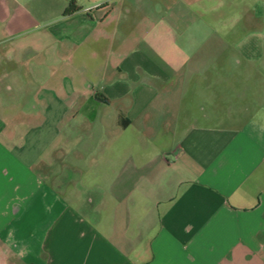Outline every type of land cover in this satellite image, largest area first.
Segmentation results:
<instances>
[{
    "label": "crops",
    "instance_id": "crops-1",
    "mask_svg": "<svg viewBox=\"0 0 264 264\" xmlns=\"http://www.w3.org/2000/svg\"><path fill=\"white\" fill-rule=\"evenodd\" d=\"M213 1L0 0V264H264V32Z\"/></svg>",
    "mask_w": 264,
    "mask_h": 264
},
{
    "label": "rangeland",
    "instance_id": "rangeland-1",
    "mask_svg": "<svg viewBox=\"0 0 264 264\" xmlns=\"http://www.w3.org/2000/svg\"><path fill=\"white\" fill-rule=\"evenodd\" d=\"M216 0L213 1L214 6H216ZM224 7L222 10H220L219 15H222L224 18H230L229 23H224V25L221 24H214L215 30L218 31V34H221L224 36V44L226 46L233 50L235 48L241 47V38L240 37H246L247 40H245L244 48L248 52H257L260 50V40L257 36L258 33L264 32V9H260L259 7L264 6V2L260 3V0H224ZM212 10V9H211ZM212 13L210 16L211 20L216 19L217 13ZM235 15V17H232ZM234 20H237L236 23H234ZM183 30H186V27H183ZM195 35L198 37V47H207L206 43L203 42L205 36L207 35L208 31L205 29L204 25H201L200 23L197 25H193V31ZM220 32V33H219ZM227 35V37H225ZM212 43H210V47H217V42L214 41V39L211 40ZM225 46V45H224ZM243 48V47H242ZM243 58L241 56H236V58ZM203 57L199 56V59H202ZM232 59V58H231ZM228 60L224 61L225 64H227ZM244 59H242V63H244ZM42 118V117H40ZM44 121L38 120L39 125L37 127H40V123ZM7 127L12 128L15 130V132H21V131H28L27 127L29 125L27 124L25 120H7ZM57 121L48 119L45 125V129L51 134L56 133L58 130L56 129ZM58 126V125H57ZM36 127V126H33ZM44 129L37 128L34 130V132H41ZM18 134V133H17ZM52 136V135H51ZM46 137L45 135H37V136H17V138H22L25 140L27 144H34L37 148H42L46 145V142L49 137ZM6 139V143L8 145H12L11 137L7 135V137H3ZM16 152L18 155L27 156V159L30 157H35L38 153L31 154L29 156V152L26 151V148H23L22 150Z\"/></svg>",
    "mask_w": 264,
    "mask_h": 264
},
{
    "label": "trees",
    "instance_id": "trees-1",
    "mask_svg": "<svg viewBox=\"0 0 264 264\" xmlns=\"http://www.w3.org/2000/svg\"><path fill=\"white\" fill-rule=\"evenodd\" d=\"M77 9L74 7V1L70 2L64 11V16H70L75 13Z\"/></svg>",
    "mask_w": 264,
    "mask_h": 264
}]
</instances>
